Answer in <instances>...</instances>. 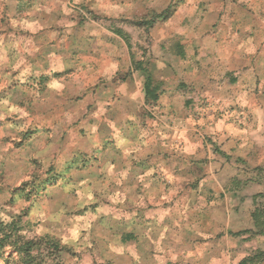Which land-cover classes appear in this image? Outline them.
<instances>
[{
  "label": "crops",
  "instance_id": "obj_1",
  "mask_svg": "<svg viewBox=\"0 0 264 264\" xmlns=\"http://www.w3.org/2000/svg\"><path fill=\"white\" fill-rule=\"evenodd\" d=\"M77 1L119 24L171 7L136 56L121 25L80 24L72 0H0V19H9L2 31L43 49L35 79L66 83L68 96L100 112L105 133L86 143L99 147L94 160L111 168L112 192L124 201L112 204L119 238L107 256L113 264H264V130H256L264 126L253 123V108L264 110V6L174 0L162 11L119 12L96 5L125 0ZM161 188L169 199L130 202Z\"/></svg>",
  "mask_w": 264,
  "mask_h": 264
},
{
  "label": "rangeland",
  "instance_id": "obj_2",
  "mask_svg": "<svg viewBox=\"0 0 264 264\" xmlns=\"http://www.w3.org/2000/svg\"><path fill=\"white\" fill-rule=\"evenodd\" d=\"M172 1L174 0H151V4L153 10L159 11ZM229 1L234 2V0H226V2ZM259 2L264 6V0H259ZM132 3L134 4L133 8L136 7L137 11L149 8L145 0H132ZM70 4L71 9L76 12L80 24L84 25L85 19L88 18V23L93 21L109 29L121 25L120 28L124 30L125 35L130 36L131 52L136 56L147 52V49L145 50L143 47L146 44L150 45V31L145 20H138L132 24H119L117 18H103L100 13L91 14L85 3L72 0ZM7 20L9 21L8 18L0 19V84L4 83L5 79L10 83L6 88L0 89V101L6 98H15L21 93L39 95L46 87V83L35 79L39 75L38 71L43 72V49L33 50L34 43L32 44L27 37L2 31L4 27L9 28ZM33 60H40V62L42 60V64H36ZM21 61L23 62L21 63ZM16 64H19V67L13 70V66ZM40 68L41 70H39ZM69 92V89L64 91L62 97L51 94L40 97L42 100L40 110L45 115L40 122L34 123L32 128L24 134L25 140H30L33 136L52 131L49 126L51 124L56 126L59 135L60 152L56 157L57 163L50 164L47 179L42 182V187L35 189L36 195L33 197V210L39 206L49 214H54L61 206L74 207L73 201L79 189L71 186L80 184L86 179L96 188L106 186L110 190L109 195L115 196V199L117 197L111 191L114 180L112 172H109L108 168L103 169L104 166L100 167L102 163L94 160V156L99 154V147L86 143V140H98L105 133L103 123H99L97 119L100 112L97 110L91 112V104H82L80 97L68 96ZM49 117H55V119L49 120ZM7 119L14 125L17 123L11 117ZM14 144L17 148L28 146L23 141L14 142ZM85 159H90V161H83ZM33 163L36 161L33 160ZM10 167V161L0 160V171ZM99 171L100 173H98ZM112 204L113 200L108 199L103 202V205L100 203L89 204L84 209H76L75 216L81 217L85 216L89 210L93 215H96L97 208L105 207L103 213L97 215L95 220L89 221L87 231L83 228L80 229L74 241L65 244L63 237L51 235L54 229L50 228L49 232L44 235L24 240L19 244L14 249L16 256L12 251L5 255V245L11 237L13 228H9L3 224V221H0V232L7 229L5 239L0 240V261L2 264H113L112 258L107 255L113 249L112 243L116 238H119V235L116 234L117 231L115 233L113 231L116 210H113ZM78 223L80 222L78 221ZM37 231L39 232V229ZM84 237H87L86 242H84ZM50 239L59 243L60 251L49 249L47 241ZM27 242L36 243V245L31 249H25ZM201 259L203 260V258Z\"/></svg>",
  "mask_w": 264,
  "mask_h": 264
},
{
  "label": "clouds",
  "instance_id": "obj_3",
  "mask_svg": "<svg viewBox=\"0 0 264 264\" xmlns=\"http://www.w3.org/2000/svg\"><path fill=\"white\" fill-rule=\"evenodd\" d=\"M145 3L151 6V0H145ZM133 6L131 0H125L123 3L99 2L96 5L101 10H118L119 12H125ZM160 21L161 23L165 22L164 16L160 17ZM163 62V57H161L158 63ZM18 67L19 64L14 65L13 70ZM8 83L10 81L5 79L4 83L0 84V89L6 88ZM65 89L66 83L53 81L39 95L21 93L15 98H6L0 101V160L11 162L9 169L0 171V221H3V224L9 228H13L11 237L5 245V255L12 251L13 255L16 256L14 249L19 244L23 243L24 240L44 235L49 232L50 228L54 229L51 235L63 237V242L67 244L77 238L81 228L87 231L89 221L95 220L97 215L105 211V207L101 206L96 209V215H93L89 210L85 216L77 217L75 216L76 209H84L89 204L100 203L103 205V202L108 199H112L114 203L124 204L122 199L116 201L115 196H110V190L106 186L96 188L86 179L80 184L71 186L79 189L73 201L74 207L61 206L54 214H49L48 211L39 206L33 210L35 189L42 187V182L47 179L50 164L57 163L56 157L60 152L59 135L56 126L51 124L49 126L52 131L33 136L30 140H25L24 134L32 128L34 123L40 122L45 115L40 110L42 104L40 97L46 94L62 97ZM253 111L255 112L253 123L260 120V124L264 126V119H261L264 116V110L253 108ZM8 117L17 123L14 125L8 122ZM52 119L55 117H49V120ZM256 130L262 131L264 127H258ZM21 141L28 146L17 148L14 142ZM246 144L247 139L245 138V144H241L240 148L244 149ZM33 160L36 163H33ZM109 172H111V168H109ZM149 176H151V171L139 176L137 181L142 182ZM124 179H126V174L121 173L119 178L115 180V185H120ZM150 183L151 181L144 183L141 191L148 189ZM163 193L164 190L161 188L150 197L142 196L138 200L130 202L140 204L146 199L158 202L156 200L157 195L163 200L169 199L172 195V193L168 195ZM6 234L7 229L0 232V240H4ZM86 240L87 237H84V242Z\"/></svg>",
  "mask_w": 264,
  "mask_h": 264
},
{
  "label": "trees",
  "instance_id": "obj_4",
  "mask_svg": "<svg viewBox=\"0 0 264 264\" xmlns=\"http://www.w3.org/2000/svg\"><path fill=\"white\" fill-rule=\"evenodd\" d=\"M171 15V7L167 8L165 11L161 12L160 14H156L152 17H150L148 20H145V24L150 27H152L154 24H156L157 22L160 21V17L161 16H164L165 20ZM148 91L146 89V99H147V96H148ZM47 245L50 247L49 249L52 250V251H60L59 248V243L57 241H54L52 239L48 240L47 241ZM36 245V243H30V242H27L26 245H25V249H31L32 247H34ZM239 264H245L244 262H240Z\"/></svg>",
  "mask_w": 264,
  "mask_h": 264
}]
</instances>
